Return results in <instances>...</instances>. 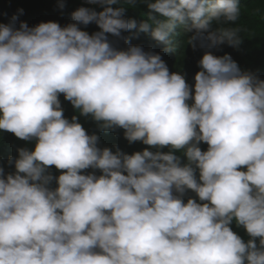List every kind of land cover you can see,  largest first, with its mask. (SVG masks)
<instances>
[{
  "label": "clouds",
  "instance_id": "1",
  "mask_svg": "<svg viewBox=\"0 0 264 264\" xmlns=\"http://www.w3.org/2000/svg\"><path fill=\"white\" fill-rule=\"evenodd\" d=\"M89 2L101 10L63 27H17L23 9L0 24V131L34 142L9 157L13 173L0 168V264H264V79L207 51L190 86L161 55L108 40L138 30L174 52L183 31L193 49H236L242 30L225 26L239 0ZM125 4L146 18H125ZM61 95L147 147H98Z\"/></svg>",
  "mask_w": 264,
  "mask_h": 264
},
{
  "label": "trees",
  "instance_id": "2",
  "mask_svg": "<svg viewBox=\"0 0 264 264\" xmlns=\"http://www.w3.org/2000/svg\"><path fill=\"white\" fill-rule=\"evenodd\" d=\"M59 0H0V24H8L13 15H17L19 9H23V14L19 15V22H26L29 27H34L41 22H57L61 27L69 23L71 13L80 7L95 8L96 11L101 9L97 5L83 3L82 0H64L66 7L61 11L57 4ZM241 5V16L236 25H226L225 27L241 28V37L243 42L236 49L221 46L219 49H207L197 46L193 49L188 45V35L183 31H179L173 39L175 43V51H165V46L155 41L150 34L131 30L122 33L123 38L108 36L109 42L113 47L124 50L127 45L124 39H128L131 45L141 46L145 52L161 55L162 60L166 63L170 72H180L185 76L186 82L191 86L194 84V76L200 70L198 62L207 51H211L213 55L223 56L229 54L232 59L238 64L242 72H251L264 79V0H239ZM127 8L126 17L135 19L137 23L146 18V8L138 5H123ZM81 29L92 34L99 31L95 24H90L87 27L81 26ZM61 107L63 108L64 117L71 120L76 115L79 117V123L84 127L86 132L97 134L99 136L100 148H110L113 151L118 147L121 151L132 154L137 151H142L145 145L140 142L129 144L123 138V130L117 129L104 133L99 131L96 122L91 117L79 116L70 102L65 101L63 96H60ZM19 148H34V142H25L19 140L11 133L0 131V168L4 169L6 174L15 171L14 166L8 164L9 157H17V149ZM202 150H206L207 145H201ZM88 172L93 170L89 169ZM54 176L60 173L52 169ZM99 175V171H96ZM51 187H56L55 183ZM194 193L187 192L185 194V202L187 198L194 197ZM233 231L240 235L245 241L249 239L245 230L232 225Z\"/></svg>",
  "mask_w": 264,
  "mask_h": 264
},
{
  "label": "water",
  "instance_id": "3",
  "mask_svg": "<svg viewBox=\"0 0 264 264\" xmlns=\"http://www.w3.org/2000/svg\"><path fill=\"white\" fill-rule=\"evenodd\" d=\"M83 3L90 4V5H95L89 2V0H82Z\"/></svg>",
  "mask_w": 264,
  "mask_h": 264
}]
</instances>
